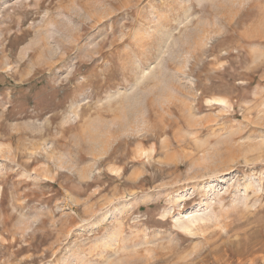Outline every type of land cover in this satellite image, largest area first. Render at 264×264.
Returning <instances> with one entry per match:
<instances>
[{"label":"rangeland","instance_id":"374dc122","mask_svg":"<svg viewBox=\"0 0 264 264\" xmlns=\"http://www.w3.org/2000/svg\"><path fill=\"white\" fill-rule=\"evenodd\" d=\"M0 264H264V0H0Z\"/></svg>","mask_w":264,"mask_h":264}]
</instances>
